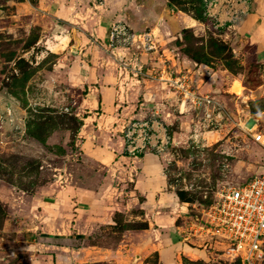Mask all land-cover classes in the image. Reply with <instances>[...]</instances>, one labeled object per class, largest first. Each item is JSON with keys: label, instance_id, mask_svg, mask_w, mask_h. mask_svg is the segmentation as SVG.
<instances>
[{"label": "crops", "instance_id": "obj_1", "mask_svg": "<svg viewBox=\"0 0 264 264\" xmlns=\"http://www.w3.org/2000/svg\"><path fill=\"white\" fill-rule=\"evenodd\" d=\"M43 6L49 14L47 48L58 59L52 77L75 96L76 115L80 119L78 144L82 151L72 156L77 157V170H69L64 184L55 176L34 194L39 195L37 199L44 207L34 215L42 220L35 217L28 224L42 228L44 234L30 241L37 248L35 254L30 253V264H149L153 254L158 255L157 264H181L182 254L175 252L177 248L197 258L208 257L206 250L187 241L191 238L190 241L203 245L206 237L194 222L196 217L188 220V203L180 198L168 178L170 150L161 155L147 151L142 156L130 157L124 153L123 132L130 121L156 112L165 121L176 123L173 144L185 137L196 140L201 133L200 116L213 124L231 118V107L218 94L225 84L229 87L231 77L222 68L198 62L170 46V36L166 34L175 29L164 21L161 27L166 45L149 52H140L136 47L119 50L142 69L140 84L134 90L124 91L118 77V57L108 44L111 25L123 20L134 30L153 28L149 21L159 22L172 8L168 2L44 0ZM258 10L252 22L247 15L239 27L248 32L254 30V48L260 61H264V0ZM190 19L187 16L173 21L192 27ZM166 66L187 75L197 93L214 96L221 105L223 119L209 106L206 112L205 105L198 106L190 99L183 102L181 93L157 76ZM247 93L244 90L243 94ZM229 97L240 104V96L233 93ZM238 111L245 114L239 117L245 120L247 129L250 120L255 121L254 127L264 122V109L254 112L239 105ZM225 153L226 157H233ZM253 159L263 164L245 161L247 169L253 175L264 172V149H256ZM115 213H120L126 223L143 224L135 228L124 226L115 243L107 245L96 231L113 220Z\"/></svg>", "mask_w": 264, "mask_h": 264}, {"label": "rangeland", "instance_id": "obj_2", "mask_svg": "<svg viewBox=\"0 0 264 264\" xmlns=\"http://www.w3.org/2000/svg\"><path fill=\"white\" fill-rule=\"evenodd\" d=\"M166 1L172 8L159 22L149 21L153 28H129L137 33L153 32L157 48L166 45L161 27L166 21L165 25L175 29L166 34L170 36V46L198 62L222 68L231 77L230 90L226 91L229 87L225 84L218 92L231 107V118L213 124L200 116L203 121L198 122L201 133L197 139L181 138L168 155L172 160L167 164L168 178L188 203L191 221L202 215V209L214 200L222 184L228 180L242 182L253 176L247 169L248 162L263 164L253 158L256 149L263 150L264 145L246 128L245 120L239 117L245 114L238 111V106L254 112L264 109V61H260L254 48L251 37L254 30L240 29L241 22L213 31L206 23L202 0ZM43 2L0 0V264H30V253L37 252L30 241L44 234L42 228L28 224L35 217L39 222L42 220L34 215L44 208L37 199L39 195L34 194L55 176L58 178L59 173L69 175V170H77V157L72 156L82 151L78 144L80 119L76 115L75 96L52 77L58 59L47 48L49 14ZM260 3L261 0H253L249 23L259 14ZM187 16L192 19V27L174 24L173 18ZM125 75L119 73V80ZM139 84L135 83L131 89ZM244 90L248 92L246 95ZM233 93L240 96L239 105L229 97ZM158 117L165 121L163 116ZM165 122L175 134L176 123ZM254 122L248 121V127ZM263 125L264 122L258 128L264 132ZM225 141L227 144L222 147ZM226 151L233 157H226ZM112 219L96 231L107 245L115 243L124 226L135 228L143 224L126 223L120 213L113 214ZM190 240L187 239L193 247L206 250L208 257L197 258L177 248L175 252L182 254L181 264H242L238 257L229 254L226 242L220 238L208 236L203 245ZM157 263L158 255L153 254L149 264Z\"/></svg>", "mask_w": 264, "mask_h": 264}, {"label": "built area", "instance_id": "obj_3", "mask_svg": "<svg viewBox=\"0 0 264 264\" xmlns=\"http://www.w3.org/2000/svg\"><path fill=\"white\" fill-rule=\"evenodd\" d=\"M253 0H203V14L213 31H220L242 22L248 15ZM123 20L112 23L108 34V44L118 57L120 86L129 91L135 83L141 82L142 69L137 64V56L127 62L126 54L119 50L136 47L140 52L156 48L151 31L137 33ZM120 54V58H119ZM122 54V55H121ZM158 78L181 93L183 102L190 99L198 106L211 107L218 118H222L219 101L210 94L197 93L191 79L175 67L166 66L159 70ZM134 88V87H133ZM132 88V89H133ZM223 119V118H222ZM212 121H215L213 119ZM254 139L264 145V132L258 126H251ZM124 153L139 157L147 151L156 154L167 153L173 145L170 126L156 112L144 118L130 121L124 129ZM64 184L66 176L59 173ZM200 232L215 236L226 242L229 254L238 257L242 264H263L264 262V172L254 174L242 182L227 181L216 191L214 200L202 209V215L194 221Z\"/></svg>", "mask_w": 264, "mask_h": 264}, {"label": "trees", "instance_id": "obj_4", "mask_svg": "<svg viewBox=\"0 0 264 264\" xmlns=\"http://www.w3.org/2000/svg\"><path fill=\"white\" fill-rule=\"evenodd\" d=\"M202 5H203V0H202ZM203 10H204V5H203ZM178 194H179V196H180V198L183 200V201H185V199L182 197V195L178 192Z\"/></svg>", "mask_w": 264, "mask_h": 264}, {"label": "bare ground", "instance_id": "obj_5", "mask_svg": "<svg viewBox=\"0 0 264 264\" xmlns=\"http://www.w3.org/2000/svg\"><path fill=\"white\" fill-rule=\"evenodd\" d=\"M191 20V19H190Z\"/></svg>", "mask_w": 264, "mask_h": 264}]
</instances>
